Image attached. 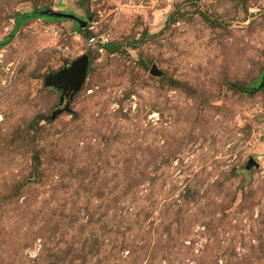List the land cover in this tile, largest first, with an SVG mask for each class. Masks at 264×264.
I'll return each instance as SVG.
<instances>
[{
    "label": "rangeland",
    "instance_id": "obj_1",
    "mask_svg": "<svg viewBox=\"0 0 264 264\" xmlns=\"http://www.w3.org/2000/svg\"><path fill=\"white\" fill-rule=\"evenodd\" d=\"M263 74L264 0H0V264H264Z\"/></svg>",
    "mask_w": 264,
    "mask_h": 264
},
{
    "label": "water",
    "instance_id": "obj_2",
    "mask_svg": "<svg viewBox=\"0 0 264 264\" xmlns=\"http://www.w3.org/2000/svg\"><path fill=\"white\" fill-rule=\"evenodd\" d=\"M42 15H49L58 18H69L75 20L81 28H84L86 22L82 19L76 17L74 14L55 12L49 10L41 11ZM89 65V56L83 54L78 57L75 61L60 69L54 74L46 77L45 85L47 87H53L55 89L61 90L60 105L61 107L54 111L52 117H55L58 113L67 109L69 103L76 92H78L85 81ZM264 81V74H263ZM38 161H36L37 165ZM254 167H258V162L250 157L245 164V170H251Z\"/></svg>",
    "mask_w": 264,
    "mask_h": 264
},
{
    "label": "trees",
    "instance_id": "obj_3",
    "mask_svg": "<svg viewBox=\"0 0 264 264\" xmlns=\"http://www.w3.org/2000/svg\"><path fill=\"white\" fill-rule=\"evenodd\" d=\"M43 10L44 9H38V10H35V11H31V12H27V13H23L21 15H18L15 18L14 31L16 29H18L20 24L24 23L25 20H29V19H32L34 17H44V18H49L50 17V18L55 19V20L63 19V18H58V17H54V16H49V15H42L41 11H43ZM12 35H13V33H11L8 37H6V41L11 40ZM101 48L105 49L107 52H115V51L119 50L120 46L118 44L109 42V43H104ZM90 65H91V63L89 62L88 70L90 69Z\"/></svg>",
    "mask_w": 264,
    "mask_h": 264
}]
</instances>
